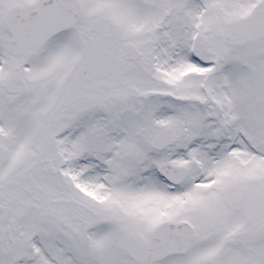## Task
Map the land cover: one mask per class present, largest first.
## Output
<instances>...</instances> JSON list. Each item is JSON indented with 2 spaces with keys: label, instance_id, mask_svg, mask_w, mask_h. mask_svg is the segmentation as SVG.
Instances as JSON below:
<instances>
[{
  "label": "snow or ice",
  "instance_id": "obj_1",
  "mask_svg": "<svg viewBox=\"0 0 264 264\" xmlns=\"http://www.w3.org/2000/svg\"><path fill=\"white\" fill-rule=\"evenodd\" d=\"M0 264H264V0H0Z\"/></svg>",
  "mask_w": 264,
  "mask_h": 264
}]
</instances>
